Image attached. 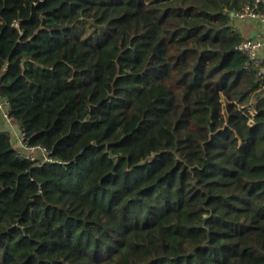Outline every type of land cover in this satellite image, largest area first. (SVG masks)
<instances>
[{
    "label": "trees",
    "instance_id": "1",
    "mask_svg": "<svg viewBox=\"0 0 264 264\" xmlns=\"http://www.w3.org/2000/svg\"><path fill=\"white\" fill-rule=\"evenodd\" d=\"M253 1L0 0V264H264Z\"/></svg>",
    "mask_w": 264,
    "mask_h": 264
},
{
    "label": "built area",
    "instance_id": "2",
    "mask_svg": "<svg viewBox=\"0 0 264 264\" xmlns=\"http://www.w3.org/2000/svg\"><path fill=\"white\" fill-rule=\"evenodd\" d=\"M236 18L242 22L253 19L264 23V0H254L251 4L245 5L236 15ZM237 50L247 57V67L256 71L259 80H264V57L260 55L261 52H264V38H246L238 45ZM8 107L9 101L7 99L0 100V131H3L4 124L9 126L15 124L14 119L9 114ZM17 139L21 146L20 149L29 160H40L41 164L58 162L50 156L46 148L28 145L23 131L17 136Z\"/></svg>",
    "mask_w": 264,
    "mask_h": 264
},
{
    "label": "crops",
    "instance_id": "3",
    "mask_svg": "<svg viewBox=\"0 0 264 264\" xmlns=\"http://www.w3.org/2000/svg\"><path fill=\"white\" fill-rule=\"evenodd\" d=\"M236 24L238 26L239 31L245 38H264V23H262L261 21L248 19L242 22L237 20ZM260 55L264 57V52H261ZM3 126L6 131L10 132V130H8L9 126L7 124H4ZM12 127L15 128V130L17 131L15 134V139H13L15 141V144L16 142L18 144L17 136L20 135L22 129L20 125L16 122ZM11 135L13 134L11 133Z\"/></svg>",
    "mask_w": 264,
    "mask_h": 264
},
{
    "label": "rangeland",
    "instance_id": "4",
    "mask_svg": "<svg viewBox=\"0 0 264 264\" xmlns=\"http://www.w3.org/2000/svg\"><path fill=\"white\" fill-rule=\"evenodd\" d=\"M83 26L84 27H81L83 30L85 29L86 31H89V32H92V29L89 27V24H87V23H85V24H83ZM9 126V125H8ZM8 130H10V132L13 134L12 135V137L15 139V134H16V130H15V128H13L12 126H9V129ZM16 146L18 147V148H21V146L19 145V144H17V142H16Z\"/></svg>",
    "mask_w": 264,
    "mask_h": 264
},
{
    "label": "water",
    "instance_id": "5",
    "mask_svg": "<svg viewBox=\"0 0 264 264\" xmlns=\"http://www.w3.org/2000/svg\"><path fill=\"white\" fill-rule=\"evenodd\" d=\"M252 38H254V37H252Z\"/></svg>",
    "mask_w": 264,
    "mask_h": 264
}]
</instances>
